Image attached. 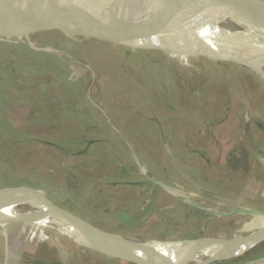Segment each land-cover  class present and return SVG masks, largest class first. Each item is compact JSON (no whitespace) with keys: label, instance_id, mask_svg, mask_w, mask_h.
Returning a JSON list of instances; mask_svg holds the SVG:
<instances>
[{"label":"rangeland","instance_id":"374dc122","mask_svg":"<svg viewBox=\"0 0 264 264\" xmlns=\"http://www.w3.org/2000/svg\"><path fill=\"white\" fill-rule=\"evenodd\" d=\"M212 25L245 29L226 17L213 18ZM230 66L137 51L51 27L28 38L0 39V189L36 188L141 250L174 239H233L263 228L264 217L249 213L264 210V176L247 169L264 159L248 149L254 142L264 150L254 123L264 121V81L259 73ZM234 163L248 172L236 177L230 171ZM258 163L264 169V161ZM219 178L232 187L219 185ZM113 181H125V187L106 190ZM233 183L238 197L230 195ZM160 184H176L194 195L190 202L232 214L186 210L185 199L177 202L165 194L156 199ZM240 205L244 211L233 213ZM168 207H175V217L151 213ZM180 211L182 216L176 215ZM41 259L128 264L80 246L48 221L0 216V264H40ZM260 260L264 243L241 258L212 264Z\"/></svg>","mask_w":264,"mask_h":264},{"label":"water","instance_id":"95a60500","mask_svg":"<svg viewBox=\"0 0 264 264\" xmlns=\"http://www.w3.org/2000/svg\"><path fill=\"white\" fill-rule=\"evenodd\" d=\"M85 1L90 0H0V39L28 38L31 32L44 27L70 35L54 20L62 13L61 18L69 22L99 20L94 14L76 12L81 8L102 11L117 20L119 35L126 44L105 37L85 38L105 40L138 50L233 63L256 73L264 70V40L248 35L244 28L234 31L216 25L222 33L218 37H204L207 24H212V19L217 17L248 20L264 26V6L260 7L254 0H91L95 3L83 4ZM186 24L190 27V33ZM16 196L32 199L37 206L51 212L75 233L73 237L80 246L128 264H172L189 248L216 249L220 255L201 263L212 264L241 258L264 243L263 227L247 236L233 239L203 238L166 242L170 248L159 255L153 252L159 245L136 253L112 250L108 242H112L113 237L122 239L120 236L106 232L57 205L44 192L28 186L0 189V201ZM256 214L264 217V214Z\"/></svg>","mask_w":264,"mask_h":264},{"label":"bare ground","instance_id":"6f19581e","mask_svg":"<svg viewBox=\"0 0 264 264\" xmlns=\"http://www.w3.org/2000/svg\"><path fill=\"white\" fill-rule=\"evenodd\" d=\"M11 1V0H9ZM94 1H85L83 4H94L92 3ZM79 10L76 12H84V13H90L94 14V16H98L99 20L98 21H93V22H88L82 20L81 22L77 21H67L66 18H61L62 14H60L59 18L54 19L55 21L59 22L57 23L59 26H61L63 29L68 30V33L72 36H76L78 38H82L84 36L87 37V35L99 37V38H108L115 40L119 43H125V40L121 38V35H119L118 31V21L115 20L112 16L109 14L102 12V11H91V10H80L81 8H78ZM75 12V13H76ZM179 12L184 14V12L179 9ZM100 18L102 20H100ZM235 21L238 23V25H243L245 27L246 33L248 35H253L258 38H262L264 40V26L261 24L251 22L248 20H238L235 19ZM179 22L183 25V22L179 20ZM185 25V24H184ZM188 26V24H186ZM188 33H190V27L188 26L187 28ZM220 28L212 25V24H207V28H205V34L206 36L204 37H218L222 31L220 32ZM235 31V30H234ZM82 33L86 34L83 35ZM82 34V35H81ZM235 35V34H234ZM236 36V35H235ZM238 37V35H237ZM85 38V37H84ZM240 38V37H239ZM132 45V44H131ZM260 77L264 81V70H262L260 73ZM29 207L31 209L30 212H20L17 208H22V207ZM38 212V214H36ZM0 216L16 220L17 218H31L33 217L36 220H40L41 224H44L46 221L50 223L51 225L55 226L56 228H59L62 230H66L71 235H75V233L66 228V226L61 223L59 220H57L54 215L49 212L45 208H41L37 206V203L33 202L32 199L25 198L23 196H16V197H11L4 199L0 201ZM21 221V220H20ZM60 235V234H59ZM78 239V238H77ZM109 247L112 250H118V251H125L129 253H136V252H141L143 249L149 250L150 245L144 244L141 248H139V245H136L132 242L125 241L120 238H114L112 239V242H108ZM158 249L153 250L155 255L163 254L166 252L170 246L167 243H162L157 247ZM199 251V249L196 248H189L185 251H183L176 259L173 260L172 264H191V263H196V264H201L207 259H202L204 258L203 256H215V255H220V252H218L216 249H210V250H204V251ZM152 252V253H153ZM200 253V255H198Z\"/></svg>","mask_w":264,"mask_h":264},{"label":"crops","instance_id":"0c3cea01","mask_svg":"<svg viewBox=\"0 0 264 264\" xmlns=\"http://www.w3.org/2000/svg\"><path fill=\"white\" fill-rule=\"evenodd\" d=\"M254 1H256L258 4L257 5H259L260 7H262V6H264V0H254ZM2 39H4V38H2ZM13 39V38H12ZM24 44V43H23ZM137 51H141V50H138V49H136ZM142 51H145V50H142ZM158 52V51H157ZM163 54H165L166 56H170V54H167V53H163ZM230 65H232V66H236L235 68L237 69V70H243V69H245V68H243V67H240V66H238V65H235V64H233V63H230ZM232 66H230V68H231V70L232 71H235L236 69L235 68H233ZM230 70V69H229ZM246 70V69H245ZM250 72H253V71H251L250 70ZM241 73V72H240ZM260 119H262V118H259V119H257L254 123H255V126H256V128H258V130L260 131V133L263 135V137H264V121H262V120H260ZM252 137H250V139H251ZM258 145H260V144H258V143H254V142H251L250 144H249V146H248V149H250V151H253V156H255V158L256 159H258L259 158V156L261 155V154H264V150H260V149H258L259 148V146ZM247 146V145H246ZM126 147H129L130 148V146L129 145H126ZM238 149H240V147H237L235 150H238ZM190 150H191V148H190ZM193 150V149H192ZM129 152H130V150H128ZM132 151V150H131ZM167 152L169 153V155H171L170 154V152L168 151V149H167ZM259 152H260V154H259ZM257 156V157H256ZM256 161V160H255ZM254 161V162H255ZM258 161H261L262 162V164H263V161H264V159H263V157H261L259 160H257L256 161V164L255 163H253V164H250L249 166H248V171H250V173L252 172V171H255V170H257V172L256 173H258V176L259 177H261V175H263L264 176V169H262L260 166H258V165H260L259 163H258ZM236 163H234L233 165H231L232 166V170H230L231 172H232V174H234V175H236V177H238V178H241V174H245V172L247 173L248 171L247 170H243L241 167H239V166H236L235 165ZM255 164V165H254ZM225 166V165H224ZM263 166H264V164H263ZM261 178H263L264 179V177H261ZM261 178L257 181L258 183H261ZM223 178H219L217 181H218V184L219 185H224V186H226V185H228V183L229 182H227V183H225V181L224 180H222ZM228 181H232V180H228ZM236 181V180H235ZM94 181H92V179H90L89 180V182L88 183H93ZM115 182H117V183H115ZM123 183H126L125 181H113V182H111L110 183V185L111 186H109V187H106V190H108V189H110V190H114V185L115 184H117V185H119V186H121V187H125L124 185H122ZM157 183V182H156ZM108 184V183H107ZM107 184L105 185V186H107ZM176 185V184H175ZM174 184H173V186H163L162 184H160V186H161V188H159V190H157L158 192H155V196H156V199H157V197L159 198V196L161 197L160 199L162 200V197H163V194H165L167 197H169V198H172V199H174V200H176L177 202H180V201H182L183 199H185L186 200V210L188 209V208H192V209H197V210H201V211H204V212H206L207 214H213V215H217V214H219V215H223V216H228V215H231L232 213H219V212H213L211 209H208V208H205V207H202L201 205H198V204H195V203H193V202H190L189 201V198L190 199H192L193 197H194V195L193 194H191V193H189V191H186L185 189H183V187L182 188H179V190L178 189H175V186ZM231 185H228L227 186V188L228 189H230L231 187H230ZM257 187H258V185H256ZM230 187V188H229ZM238 185L236 184V183H233V192H232V194H230V195H236V197H238V195H239V191L236 193V191L238 190ZM171 188H174V189H171ZM228 191H232V190H228ZM184 200V201H185ZM156 208V207H155ZM173 208H175V207H173ZM172 207H168V208H166L167 210L166 211H164V209H162V208H160V209H155V210H153V211H151V213L152 212H154L155 214H157V215H163V214H168V215H170V216H174L175 217V215H174V211H177V210H174ZM241 208H243V206L241 207V205H240V208H238V209H234V211H233V213H242L244 210H242ZM245 208H247V207H245ZM248 208H251L252 210H253V208L251 207V206H249ZM182 210V209H181ZM184 211L185 212V217L187 218L188 216H189V213L187 212V211ZM73 213V212H72ZM254 213V215H257L256 213H259V214H264V210H257V211H251L249 214L251 215V214H253ZM75 214V213H74ZM248 214V213H247ZM77 215V214H76ZM176 215H180V216H182V214H181V211L178 213V214H176ZM161 216L159 217V220L162 222V218H161ZM85 219V218H84ZM187 219H189V218H187ZM85 220H87V219H85ZM89 223H91L92 224V222L91 221H89V220H87ZM254 223H257V222H254ZM93 225H95V224H93ZM95 226H97V225H95ZM98 228H100V229H102V230H104V231H106V232H109V231H107V230H105L103 227H101V226H97ZM256 229H258L257 227L254 229V230H256ZM109 233H113V232H109ZM176 239H174V241H175ZM261 261V260H260ZM260 261H253V262H250V263H247V264H258V262H259V264H260ZM41 263L40 264H45V261H44V259H41V261H40Z\"/></svg>","mask_w":264,"mask_h":264}]
</instances>
